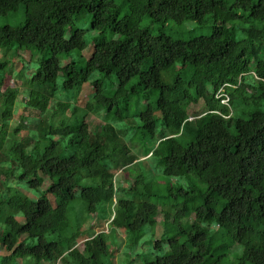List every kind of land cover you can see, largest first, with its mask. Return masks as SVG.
I'll return each instance as SVG.
<instances>
[{
  "label": "trees",
  "instance_id": "1",
  "mask_svg": "<svg viewBox=\"0 0 264 264\" xmlns=\"http://www.w3.org/2000/svg\"><path fill=\"white\" fill-rule=\"evenodd\" d=\"M20 8L23 24L0 26V264L28 258L116 264L105 231L87 235L81 218L70 221L76 199L88 216L109 218L112 231H123L129 250L145 248L136 252L140 264H224L236 246L237 264H264V111L234 114L236 100L241 109L264 101V0H0V15ZM208 15L212 32L189 40L152 36L138 21L148 16L162 25H202ZM83 16L98 34L87 60L85 30L77 26ZM107 32L117 37L106 38ZM26 50L39 55L37 66L22 63L16 76L25 77L26 107L44 118L35 121L36 131L19 122L11 132L20 90L3 85L11 59ZM73 53L79 59L61 65V55ZM177 63L173 79L165 81L162 72ZM93 74L101 77L90 80ZM104 76H114L117 86L105 90ZM133 78L136 85L128 86ZM88 81L93 96L84 107L53 105L56 96L78 93ZM138 87L157 97L135 121L124 95ZM199 102L206 110L191 118L189 108ZM101 111L105 124L89 130L86 115ZM129 128L135 132L127 138ZM187 131L193 140L183 144ZM138 133L153 144L134 152ZM116 168L133 180L120 182ZM174 178L187 187L175 188ZM163 184L166 191L154 189ZM161 212L163 233L142 242L144 227L157 226Z\"/></svg>",
  "mask_w": 264,
  "mask_h": 264
},
{
  "label": "rangeland",
  "instance_id": "2",
  "mask_svg": "<svg viewBox=\"0 0 264 264\" xmlns=\"http://www.w3.org/2000/svg\"><path fill=\"white\" fill-rule=\"evenodd\" d=\"M117 3H121L122 0H115ZM125 7V6H124ZM124 13H125V8H124ZM208 18V22H206L205 24H198L195 21H186L183 23H177L174 21H168L166 22V24H159V23H154L152 22V20L148 17V16H142L141 18L138 19L139 21V25L143 28H146L149 30V33L152 36L158 35L160 32H164L165 34L175 38V39H181V40H189L192 37H196V36H201V35H209L212 32V25L211 22L209 21L210 16H207ZM24 10L23 8H20L18 10V12L16 13H8L7 15H0V26H5V25H10V26H18L24 23ZM77 26L79 28H82L85 30L84 32V38L85 41L87 42V47L86 49L82 52V55L84 56V60L89 59L92 51H93V39L94 37L98 36V34L90 28V18L83 16L81 17L78 21H77ZM69 35V30H67L66 32V36ZM117 37V35L112 34L110 32H107L105 37L106 38H111V37ZM14 50V49H13ZM12 50V51H13ZM22 51V50H21ZM27 51V50H26ZM23 57L18 58H12L11 60L13 61L10 65H9V72H11L12 74L7 78V80L5 81V84L3 85L5 88V86H13V87H17L20 90V94L19 97L15 103L14 106V115L11 118L10 122H9V128L12 132V128H14L17 123L21 122L22 124L28 126L30 131H36V127H35V121H37L38 119H40L41 117L44 118V115H40L39 112L27 108L26 107V98H27V92H26V88L25 86H27L26 82H25V77H18L16 76V72L23 67V64L25 63H32L33 67L37 66V60L39 58V55H35L34 58H32V56H30L29 52H22ZM9 60L10 54L8 56H6ZM0 58H3V52L0 50ZM33 59V61H32ZM71 59H75L78 60V54L77 53H73L71 55H61L60 57V63L61 65H64L65 63H67V61L71 60ZM30 60V61H29ZM32 61V62H31ZM23 63V64H22ZM179 63L176 64L175 68H171L169 70H166L164 72H162V77L165 81H170L173 79L177 68L179 67ZM27 74L26 72L23 74L25 75ZM94 77H101L100 74H93L90 78V80ZM62 81H63V77H59L58 79V86L62 85ZM137 83V78H133L128 86H134ZM118 82L116 81L114 76H104V78H102V86L105 87V90L110 91L111 89H109L110 86H117ZM141 86V85H140ZM4 90V89H3ZM106 92V91H105ZM149 93V95L147 94ZM78 94V95H77ZM147 94V97H146ZM73 96L74 99H66L65 96ZM93 96V85L92 83H90V81L84 83L82 85V89L77 93L75 90L72 91H68V92H64L63 96L61 94H59L58 96H56L53 100V105L55 107L58 106L59 102H70L71 105H76L79 108H82L85 106V104L92 98ZM157 97V93H152L151 90H148L147 88L142 89V87H138L137 91H133L129 94H125L124 95V99H128L130 106L128 107V114L131 116V119L137 121V117H136V113L144 110L145 108H147L148 105L150 106H154L155 105V99ZM238 100H236L234 102V114L236 116H242V117H247L248 116V112L255 110V109H260L262 111H264V101H262L258 106H254L252 104L247 105L244 107V109H241L242 105L241 103H239ZM206 110L205 105L202 102H199L198 104H193L190 106L189 108V115L192 117H195L196 115H200L202 114L204 111ZM103 111H105L103 109ZM98 112V113H94V112H89L86 115V122L88 123V127L89 130L91 131H98L102 125L105 124V119L103 118L104 112ZM106 112V111H105ZM157 114V113H156ZM21 115H24V118H20ZM125 127V126H124ZM25 131V134H28V131ZM135 132V130L133 128H129L128 132H127V138L130 134H133ZM193 140V134L191 132H186V134L184 135V137L181 138V141L183 144H187L190 141ZM121 141L122 144H125L127 141L124 140V137H121ZM134 143H136L137 145H135V149L134 152H136L137 150H139V148L141 147V151H143L146 148L151 147V145L153 144V140L147 138H143V136H141L139 133L134 135ZM145 157H142V155H140V160L144 159ZM151 162L149 161L150 165ZM153 165V164H152ZM123 168H116L117 173H120L118 175V178L120 180V182L123 183H128L129 181H132V177L127 174V172H123L122 170ZM145 169V166H144ZM138 168H131L130 170H128V172L132 173L133 175H137L138 174ZM141 172V171H140ZM144 173V172H143ZM154 175L158 174L157 170H154ZM149 178V177H148ZM118 180V181H119ZM176 178H174L172 180V184L175 185V188H177L180 183L182 185L185 184V188L187 187V182L185 180H182V182H180V180H178ZM194 180L196 181V184H198L199 186H201V183L194 178ZM165 184V182H164ZM161 185V186H154V189L157 190L159 188H162L160 190L162 191H166L168 187H166V185ZM170 185V184H169ZM172 186V185H170ZM25 193L31 197L32 199H36V195H34L33 191H29V190H24ZM152 202H158V203H162V202H166V201H173L175 202L176 200H180V197L178 196L177 198H173L170 197L169 199H164L163 197H160L159 199L157 197H152L149 199ZM83 202L79 199H76L70 206L69 208V218L70 221L73 224H78V219L81 218L82 220V228L84 230H86V234L90 235V233H95V232H99V231H105L106 236H107V242L109 245H111V247H114L116 253H115V260H116V264H140V258L142 256V254L139 255V257L136 255L137 251H142L145 248L143 246H138L135 250H129L127 247V236L126 234L119 230L118 233H115L114 231H112L111 228H109L110 225V221L109 218L106 219H101L98 215L97 216H88L87 213L83 210ZM7 213H12V210L7 208L6 209ZM21 218V216H20ZM22 219V218H21ZM163 219V214L162 212L157 216V221L158 224L157 226H149L147 225L146 227H144V236L142 237V242L144 240L146 241H150L153 237H159L161 236V234L163 233V227L161 224V220ZM111 232V233H109ZM127 233V232H126ZM141 242V243H142ZM77 247L82 249L83 248V241L80 240L77 243ZM145 251V250H144ZM2 252V251H0ZM241 254V247L236 246L224 259V264H237L239 262L238 257ZM135 259V260H134ZM26 262L29 263H33V264H37L36 261H34V259L28 258V259H20L18 261V264H25ZM16 264V263H14ZM41 264H54V263H50V262H46L43 261ZM55 264H62L61 262L57 261ZM249 264V263H247Z\"/></svg>",
  "mask_w": 264,
  "mask_h": 264
},
{
  "label": "built area",
  "instance_id": "3",
  "mask_svg": "<svg viewBox=\"0 0 264 264\" xmlns=\"http://www.w3.org/2000/svg\"><path fill=\"white\" fill-rule=\"evenodd\" d=\"M224 103H227L228 102V97H226L224 100H223Z\"/></svg>",
  "mask_w": 264,
  "mask_h": 264
}]
</instances>
